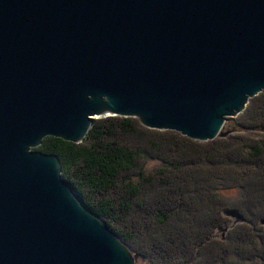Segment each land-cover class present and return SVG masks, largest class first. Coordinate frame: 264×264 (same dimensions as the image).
<instances>
[{
  "label": "water",
  "instance_id": "obj_1",
  "mask_svg": "<svg viewBox=\"0 0 264 264\" xmlns=\"http://www.w3.org/2000/svg\"><path fill=\"white\" fill-rule=\"evenodd\" d=\"M262 91L264 0H0V264H135L44 137L121 116L210 141Z\"/></svg>",
  "mask_w": 264,
  "mask_h": 264
},
{
  "label": "trees",
  "instance_id": "obj_2",
  "mask_svg": "<svg viewBox=\"0 0 264 264\" xmlns=\"http://www.w3.org/2000/svg\"><path fill=\"white\" fill-rule=\"evenodd\" d=\"M235 121V132L198 142L107 116L79 143L46 136L34 150L58 157L62 178L135 264H264V91ZM226 209L243 221L218 236Z\"/></svg>",
  "mask_w": 264,
  "mask_h": 264
},
{
  "label": "rangeland",
  "instance_id": "obj_3",
  "mask_svg": "<svg viewBox=\"0 0 264 264\" xmlns=\"http://www.w3.org/2000/svg\"><path fill=\"white\" fill-rule=\"evenodd\" d=\"M263 92V91H262ZM261 93V92H260ZM259 94V93H258ZM257 94V95H258ZM256 95V96H257ZM255 97V96H254ZM253 98V97H252ZM248 103V102H247ZM236 117H237V115L236 116H233V117H228L227 118V121L226 122H224V124H223V126H222V131H227V130H232L231 131V133H233V132H235L233 129L235 128V126H236V124H235V120H236ZM101 118V117H100ZM139 122V121H138ZM141 125V124H140ZM142 126V125H141ZM144 127V126H143ZM146 128V127H145ZM170 131H174V130H170ZM175 132H177V131H175ZM177 133H179V132H177ZM230 133V134H231ZM180 134V133H179ZM181 135V134H180ZM183 136V135H182ZM186 137V136H185ZM188 138V137H187ZM217 138H219V137H217ZM190 139V138H189ZM191 140H193V139H191ZM195 141H197V140H195ZM198 142H201V141H198ZM221 192H222V194L223 195H225V196H227V197H234V196H236L237 195V190H235V189H228V190H221ZM227 218H229V222H228V224L226 225L227 227L226 228H221L219 231H217V234H218V236H223L231 227H232V225H234V224H238V223H240V222H242V221H235V217H233V216H231V215H227V214H224ZM260 223V225H262L261 224V222H259ZM263 226V225H262ZM264 227V226H263Z\"/></svg>",
  "mask_w": 264,
  "mask_h": 264
},
{
  "label": "bare ground",
  "instance_id": "obj_4",
  "mask_svg": "<svg viewBox=\"0 0 264 264\" xmlns=\"http://www.w3.org/2000/svg\"><path fill=\"white\" fill-rule=\"evenodd\" d=\"M251 99V98H250ZM227 136V135H226ZM217 138V137H216Z\"/></svg>",
  "mask_w": 264,
  "mask_h": 264
}]
</instances>
